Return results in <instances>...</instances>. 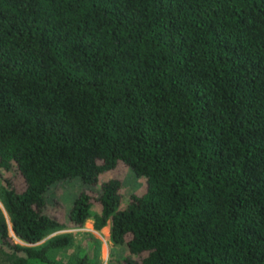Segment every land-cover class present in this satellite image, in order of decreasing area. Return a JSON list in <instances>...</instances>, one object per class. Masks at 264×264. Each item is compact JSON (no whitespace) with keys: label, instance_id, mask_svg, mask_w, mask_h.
I'll return each instance as SVG.
<instances>
[{"label":"trees","instance_id":"obj_1","mask_svg":"<svg viewBox=\"0 0 264 264\" xmlns=\"http://www.w3.org/2000/svg\"><path fill=\"white\" fill-rule=\"evenodd\" d=\"M117 161L144 192L109 178L67 222L109 221L121 264H264V0H0L7 264H61L48 187Z\"/></svg>","mask_w":264,"mask_h":264},{"label":"rangeland","instance_id":"obj_2","mask_svg":"<svg viewBox=\"0 0 264 264\" xmlns=\"http://www.w3.org/2000/svg\"><path fill=\"white\" fill-rule=\"evenodd\" d=\"M7 173L0 175V188L3 177ZM109 178L117 179L120 183V207L126 204L130 193L141 194L145 190L143 177L134 175L132 170L121 161H117L114 168L102 172L98 175L96 184L87 186L79 178L62 179L51 184L46 191L47 207L49 214H54L62 226L48 230L44 236L32 246L37 247L49 239L68 234L70 243L64 247L53 248L48 251V256L55 262L61 264H75L80 255L85 254L89 264H121L120 260L127 255L124 244H115L110 240L109 221L99 229L94 228L93 219H86L79 227L70 226L67 222V211L71 201L81 190H85L89 195L95 196L99 191L102 181ZM1 190V189H0ZM92 211H99V205L93 202ZM0 216L5 218L8 225V233L12 240L21 245H28L16 239L9 228L8 217L3 209L0 193ZM0 264H7V259L0 251Z\"/></svg>","mask_w":264,"mask_h":264}]
</instances>
